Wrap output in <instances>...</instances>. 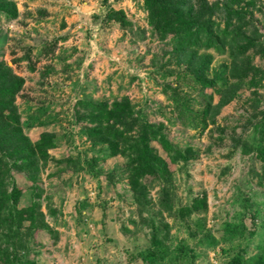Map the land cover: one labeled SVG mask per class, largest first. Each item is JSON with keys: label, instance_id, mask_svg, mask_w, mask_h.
Returning a JSON list of instances; mask_svg holds the SVG:
<instances>
[{"label": "rangeland", "instance_id": "rangeland-1", "mask_svg": "<svg viewBox=\"0 0 264 264\" xmlns=\"http://www.w3.org/2000/svg\"><path fill=\"white\" fill-rule=\"evenodd\" d=\"M7 1L16 15L0 12V61L24 80L14 99L20 126L33 143L42 134H52L54 143L45 161L30 172L9 170L0 185V210L23 209L25 217L37 208L35 222L20 226L25 239L17 247L18 259L143 264L134 256L154 251L153 238L165 250L193 249L197 258L188 264H230L238 253L245 255L243 261L257 254L264 241V47L245 53L260 71V82L251 85L249 75L225 104L223 92L236 83L229 70L233 50L191 46L195 56L211 57L204 71L211 84H199L186 54L177 51L175 35L162 37L148 24L144 0ZM198 1L189 5L197 7ZM207 1L214 7L208 19L218 35L229 33V41L236 31L232 44L257 37L264 45V0ZM229 10L238 11L239 19ZM113 12L129 25L111 20ZM124 99L134 117L158 128L174 149H192L187 162L171 164L174 152L165 150L162 140L149 141L171 176L167 183L150 177L142 186L148 202L142 217L149 218V226L129 186L127 157H109L107 146L88 139L93 125L77 118L80 101L110 109ZM138 133V125L127 132L130 140L121 149ZM13 163L6 158L7 166ZM201 200L205 208L189 213ZM235 226L245 234L227 230ZM7 235L0 230L2 249Z\"/></svg>", "mask_w": 264, "mask_h": 264}, {"label": "trees", "instance_id": "trees-1", "mask_svg": "<svg viewBox=\"0 0 264 264\" xmlns=\"http://www.w3.org/2000/svg\"><path fill=\"white\" fill-rule=\"evenodd\" d=\"M229 1L234 3V0ZM189 3V0H144L148 24L162 37L170 33L175 35L176 44L180 47L177 51L180 54H186L184 61L188 70L191 71V76L203 86L211 84V82L208 84L204 78V71L211 57L206 54L195 56V53L191 51V46L198 49L204 47L205 50H208L220 44L232 49L233 63L231 68H229L230 79L236 80V83L227 87L223 92V95L226 94L227 96L223 99V102L228 104L235 92L245 85L244 80L249 75L251 79H254L251 85L255 82H260V78L257 77L260 71L252 65L250 55L246 56L245 53L257 48V46L261 50L264 45L257 41V37H245L244 42L239 45H236V42L232 44L235 33L237 35L236 31H232L230 33L231 39L226 41V38L230 36L229 33L224 32L223 36L221 34L218 35L213 30L214 23L208 19L213 14V5H209L207 0H199L197 7L189 5ZM2 11L8 17L16 15L14 4L7 0H0V12ZM229 13L236 18L240 15L238 11L233 10H229ZM231 15H229L227 20L229 26H232ZM110 19L120 22L123 27L129 25L121 13L113 12L110 15ZM255 53L257 54L258 51ZM241 81L243 83H240ZM23 83L24 80L22 78L14 75L11 68L0 61V185L2 187H4V179H7L6 176L9 170L19 169L30 172L32 168H36L37 161H45L48 158L47 149L54 147L52 134H42L39 141L33 143L23 133L19 115L14 106V99L20 92ZM78 105L80 111L78 110L77 112V118L93 125L87 130L90 142H94L95 145L107 146L109 157H116L122 154L127 157L128 182L135 197V202L140 208L139 214L142 217V213L147 210L148 205L146 197L143 196L142 186L149 182L150 177L158 176L163 183H167L169 178H171L170 175L165 174L162 167L164 160L150 147L149 141L151 139L162 140L160 142L165 145V150L168 149L167 151L174 152L173 154L176 157L173 158V154H171L168 158L171 164L180 160L187 162L192 156V149L189 148L185 151L174 149L161 135L158 128L134 117L135 112L127 99L114 103L110 109L107 108L105 103L97 104L85 100L80 101ZM210 110L212 111V109ZM213 112L216 113L217 111ZM2 119L5 120V123ZM137 125L139 126L137 138L133 140L131 146L124 150L123 148L121 149L122 143H128L130 140L126 135L127 132L133 130ZM6 158L14 162L11 168L7 166ZM176 158H178L177 161ZM34 178L32 176L30 179L33 180ZM2 187L1 189H3ZM12 193L14 196H20L19 193ZM3 194L5 193L3 192ZM203 205V200L195 202L193 208L189 209V213L205 208ZM182 211H186V208L182 209ZM5 212L6 215L1 216ZM34 212H37L35 206L31 208L29 215L25 217L23 216L25 213L23 209L15 210L12 206H8L4 211L0 210V230L7 231L6 241L9 245H7L6 249L0 247V260L3 264H36L33 261H24L17 257V247L22 248L21 241L25 239V236H22V231H20V226L24 220L35 222ZM142 219L147 225L149 218L142 217ZM150 227L153 229L152 225ZM227 230L232 235L245 234V231L238 226L234 228L228 227ZM248 235L251 236L252 234L249 233ZM152 247L154 251L137 252L134 256L135 260L138 259L143 264H188V261L194 262L197 258L194 250L188 246H179L173 251L165 250L162 243L153 238ZM9 248H11V252H9ZM256 250L257 254L250 256L246 261H243V256L245 255L238 253L230 264H264V241H261ZM242 251L246 252L247 248H243Z\"/></svg>", "mask_w": 264, "mask_h": 264}]
</instances>
